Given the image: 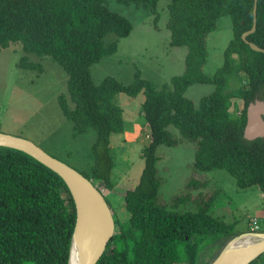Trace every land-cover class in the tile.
I'll use <instances>...</instances> for the list:
<instances>
[{
  "label": "trees",
  "instance_id": "16d2710c",
  "mask_svg": "<svg viewBox=\"0 0 264 264\" xmlns=\"http://www.w3.org/2000/svg\"><path fill=\"white\" fill-rule=\"evenodd\" d=\"M118 1L144 3L155 10L160 0ZM254 2L172 0L170 44L187 50L186 68L159 87L142 78L140 71L128 85L113 76L94 83L91 67L118 49L117 41L106 45L104 37L109 33L126 37L133 30L129 19L110 9L109 0H0V51L20 43L26 53L49 57L63 67L67 91L58 99L73 122V134L97 131L91 147L95 163L90 172L82 173L110 190L116 187L111 179L110 136L125 129L116 96L144 92L141 112L150 131L142 152L145 166L138 185L124 193L130 217L124 222L115 218V235L98 264H210L213 260H204L205 250L221 246L216 258L238 234L224 213L215 212L218 201H228L207 175L211 171L225 169L239 189L258 188L264 196V137H244L248 105L264 100V53L242 39L253 26ZM222 15L231 17L233 37L223 64L207 75V36ZM248 40L264 48V0H258L257 28ZM19 65L43 71L28 56ZM241 73L247 82L227 90L229 80ZM198 83L214 89L196 102L187 91ZM234 98L244 101L241 110ZM175 129L195 143L194 177L180 195L164 202L158 148L179 142ZM75 222V202L64 180L29 154L0 146V264H68ZM252 264H264V256Z\"/></svg>",
  "mask_w": 264,
  "mask_h": 264
},
{
  "label": "rangeland",
  "instance_id": "374dc122",
  "mask_svg": "<svg viewBox=\"0 0 264 264\" xmlns=\"http://www.w3.org/2000/svg\"><path fill=\"white\" fill-rule=\"evenodd\" d=\"M171 1L160 0L154 10L144 3L127 5L118 0H109L110 9L129 19L133 30L126 37H119L116 33L104 37L106 45L117 41L118 49L91 67L96 85L107 76H113L120 83L128 85L134 81L136 72L140 71L142 78L161 87L170 84L173 77L184 73L187 50L170 44L171 32L167 23ZM232 37L231 17L222 15L217 19L215 29L207 36L208 55L204 65L207 75H213L223 64L224 51ZM23 56H28L31 62L40 63L43 71L21 68L19 63ZM67 81L66 71L51 58L26 53L20 43L2 48L0 131L25 137L80 172L87 173L96 160L91 147L96 141L97 131L90 128L85 133L73 134V122L64 115L58 99L60 93H66ZM246 82L247 76L238 74L229 80L226 89L230 90ZM213 89L211 84L198 83L190 86L187 95L199 102L204 94ZM144 100V92L135 97L126 93L116 96L117 103L123 108L125 126L123 132L110 136L114 162L111 179L116 187L110 190L104 183L96 181L114 217L123 222L130 217L124 193L138 185L145 166L142 152L149 143V127L141 112ZM232 101L240 110L244 107L242 99L234 98ZM174 131L179 142L174 146L161 145L158 148L160 159L157 170L161 180L160 197L164 202L180 195L188 181L194 177L195 143L183 139L178 130ZM207 175L225 192V201H228L227 204L223 200L215 204L217 214L224 213L226 222L235 224L238 234L258 229L264 231V196L258 188L239 189L235 178L225 169H217ZM220 247H208L203 253L204 260L214 261Z\"/></svg>",
  "mask_w": 264,
  "mask_h": 264
},
{
  "label": "water",
  "instance_id": "95a60500",
  "mask_svg": "<svg viewBox=\"0 0 264 264\" xmlns=\"http://www.w3.org/2000/svg\"><path fill=\"white\" fill-rule=\"evenodd\" d=\"M257 6L258 0H255L253 26L243 33L242 39L253 50L264 53V48L248 40V35L255 32L257 28ZM244 137L248 140L264 137V100L256 99L248 105ZM0 146L29 154L64 180L76 207V222L68 264H71L73 244L77 239L81 248L82 264H98L106 253L117 228L113 210L102 189L82 172L25 137L0 131ZM248 235L264 236V231L250 230L237 234L225 244L210 264H252L264 256V237L255 243L246 244L238 250L232 247L237 239H243Z\"/></svg>",
  "mask_w": 264,
  "mask_h": 264
},
{
  "label": "bare ground",
  "instance_id": "6f19581e",
  "mask_svg": "<svg viewBox=\"0 0 264 264\" xmlns=\"http://www.w3.org/2000/svg\"><path fill=\"white\" fill-rule=\"evenodd\" d=\"M263 237H264L263 235L262 236H259V235H248V236H245L243 239H237L233 243L232 247L233 248H237L235 250H238V249L246 246V244L257 242L258 240H260ZM94 238L96 239V235L95 234H94ZM77 240H75L74 244H73L71 264H82L81 248H80L79 243H78Z\"/></svg>",
  "mask_w": 264,
  "mask_h": 264
},
{
  "label": "flooded vegetation",
  "instance_id": "af4514ba",
  "mask_svg": "<svg viewBox=\"0 0 264 264\" xmlns=\"http://www.w3.org/2000/svg\"><path fill=\"white\" fill-rule=\"evenodd\" d=\"M260 100H263V99H260Z\"/></svg>",
  "mask_w": 264,
  "mask_h": 264
}]
</instances>
